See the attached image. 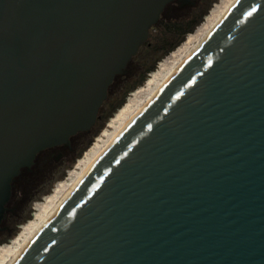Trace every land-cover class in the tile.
Segmentation results:
<instances>
[{
  "label": "water",
  "instance_id": "95a60500",
  "mask_svg": "<svg viewBox=\"0 0 264 264\" xmlns=\"http://www.w3.org/2000/svg\"><path fill=\"white\" fill-rule=\"evenodd\" d=\"M171 1L0 0V229ZM13 264H264V0L234 1Z\"/></svg>",
  "mask_w": 264,
  "mask_h": 264
},
{
  "label": "rangeland",
  "instance_id": "374dc122",
  "mask_svg": "<svg viewBox=\"0 0 264 264\" xmlns=\"http://www.w3.org/2000/svg\"><path fill=\"white\" fill-rule=\"evenodd\" d=\"M233 1L217 0V4L206 11V19L201 29L187 38L184 44L177 47V49L180 47L176 49L177 51L174 50V53H166L165 43L167 41L176 42L182 34L179 35L175 30L173 31V25L167 21L157 23L152 27L147 42L130 61L129 72L118 75L111 84L108 97L100 110V119L91 131H82L72 137L76 155L61 161L54 160L42 169L36 165L34 171L24 173L16 182L9 203L12 209L7 212V241L6 244L0 243V262L39 221L44 206L50 198L58 195L62 184L73 179L76 172L85 167L117 130L120 121L119 114L127 102L138 94L140 88L149 79L155 78V83H157L160 80L158 74L168 70L171 59L195 46L199 35L206 32L207 28L212 26L215 17L222 14L223 10L231 6ZM187 15H182L181 18ZM154 65L155 69L152 70L151 67ZM122 100H124L122 106L116 108ZM90 140L92 142L86 146Z\"/></svg>",
  "mask_w": 264,
  "mask_h": 264
},
{
  "label": "bare ground",
  "instance_id": "6f19581e",
  "mask_svg": "<svg viewBox=\"0 0 264 264\" xmlns=\"http://www.w3.org/2000/svg\"><path fill=\"white\" fill-rule=\"evenodd\" d=\"M229 8L230 6L224 9L222 14L215 17L212 26L207 28L206 32L201 33L199 35V39L197 40L195 46L191 47L190 49L186 50L184 53H181L178 56H175L171 59L168 70L163 73L160 72L158 74L160 80H158L157 83H155L156 82L155 78L149 79L148 82L143 87L140 88L138 94H136L133 98H131L129 102H127V104L119 114L120 121L117 130L106 141L104 146L95 154V156L89 162H87L85 167L76 172L73 179L62 184V187L60 188L58 195L48 200L47 204L43 208V212L39 221L36 222L34 226H32L29 229L27 235L24 238H22V240L19 241L8 252L7 256H4V259L0 262V264H13V262L27 247V245L30 243L33 237L45 224V222L53 215V213L65 201V199L69 196V194L73 191V189L77 186V184L84 178V176L93 166V164L98 159V157L103 153V151L112 143V141H114V139L129 125V123L136 117V115H138V113L158 93V91L170 78V76L174 73V71L187 59V57L193 52V50L203 41V39L207 36V34L211 31V29L220 21V19L223 17V15L227 12Z\"/></svg>",
  "mask_w": 264,
  "mask_h": 264
},
{
  "label": "flooded vegetation",
  "instance_id": "af4514ba",
  "mask_svg": "<svg viewBox=\"0 0 264 264\" xmlns=\"http://www.w3.org/2000/svg\"><path fill=\"white\" fill-rule=\"evenodd\" d=\"M216 2L217 0H173L167 4L157 23L167 21V23L174 24L198 18L203 16L213 5L217 4ZM186 14L188 15L181 18L182 15ZM75 150L76 149L72 140L70 144H59L41 150L37 154L35 163L32 165V167L24 168L16 182L20 180L24 173L34 171V167L36 165H39V168L42 169L48 163L54 162V160L61 161L70 157L73 158L76 155ZM1 226L2 229H0V243L3 242L6 244L8 228L7 214L4 217Z\"/></svg>",
  "mask_w": 264,
  "mask_h": 264
},
{
  "label": "trees",
  "instance_id": "16d2710c",
  "mask_svg": "<svg viewBox=\"0 0 264 264\" xmlns=\"http://www.w3.org/2000/svg\"><path fill=\"white\" fill-rule=\"evenodd\" d=\"M205 19H206V14H204L203 16H200L198 18H194L192 20H189V21L172 24L173 25V28H172L173 31L175 30L176 32H178L177 34H179V35L182 34V35H181V37L176 42H173L172 43V42H168L167 41L165 43L166 44V53H171V52L174 53L175 51H177L180 48L179 47L177 49L178 46H180L187 38H189L190 36H192L193 34H195L196 32H198L201 29V27L204 25ZM151 68H152V70H154L155 69V65L153 67H151ZM123 103H124V100H122L118 105H116V108H120ZM100 114H101V111L99 113L98 120L100 119ZM91 142H92V140H90L86 144V146L89 145Z\"/></svg>",
  "mask_w": 264,
  "mask_h": 264
},
{
  "label": "snow or ice",
  "instance_id": "6c2138e0",
  "mask_svg": "<svg viewBox=\"0 0 264 264\" xmlns=\"http://www.w3.org/2000/svg\"><path fill=\"white\" fill-rule=\"evenodd\" d=\"M249 15H251V13H249Z\"/></svg>",
  "mask_w": 264,
  "mask_h": 264
},
{
  "label": "clouds",
  "instance_id": "9594fccd",
  "mask_svg": "<svg viewBox=\"0 0 264 264\" xmlns=\"http://www.w3.org/2000/svg\"><path fill=\"white\" fill-rule=\"evenodd\" d=\"M67 227V226H66Z\"/></svg>",
  "mask_w": 264,
  "mask_h": 264
}]
</instances>
